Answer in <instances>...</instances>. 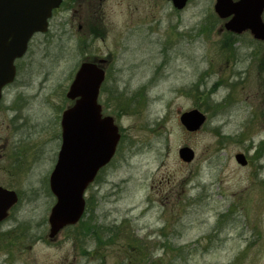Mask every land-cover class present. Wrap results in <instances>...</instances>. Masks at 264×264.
<instances>
[{"label":"rangeland","instance_id":"1","mask_svg":"<svg viewBox=\"0 0 264 264\" xmlns=\"http://www.w3.org/2000/svg\"><path fill=\"white\" fill-rule=\"evenodd\" d=\"M83 1L65 0L32 39L6 94L19 200L0 224V264H264L263 44L225 31L215 0L181 11L166 0ZM92 58L110 59L98 103L120 139L85 192L82 223L97 232L80 239L78 225L50 242L65 94ZM191 110L206 118L194 132L179 121Z\"/></svg>","mask_w":264,"mask_h":264},{"label":"water","instance_id":"2","mask_svg":"<svg viewBox=\"0 0 264 264\" xmlns=\"http://www.w3.org/2000/svg\"><path fill=\"white\" fill-rule=\"evenodd\" d=\"M167 1L177 10L187 3V0ZM60 3L61 0H0V92L4 85L14 80V60L25 53L34 33L46 32L47 20ZM263 11L264 0H216L214 4L219 18H230L224 24L227 31L235 34L249 31L255 40L264 43ZM103 79L101 68L84 63L66 94L75 103L62 114L61 147L49 178L50 190L56 198L48 218V237L52 240L63 228L80 220L85 207L84 192L99 170L111 161L120 138L113 119L102 117L97 104ZM179 120L187 131L194 132L203 125L205 116L198 110H191L181 114ZM178 155L186 163L194 158L188 148L179 149ZM234 158L241 166L247 164L242 154ZM16 203L14 192L0 188V222Z\"/></svg>","mask_w":264,"mask_h":264},{"label":"flooded vegetation","instance_id":"3","mask_svg":"<svg viewBox=\"0 0 264 264\" xmlns=\"http://www.w3.org/2000/svg\"><path fill=\"white\" fill-rule=\"evenodd\" d=\"M65 0H63L64 2ZM73 1L72 0V3L73 4ZM62 2V3H63ZM87 2L86 0L83 1V5H85ZM62 5V4H61ZM61 7V6H60ZM56 11H53V16L51 18V20L49 21V27L51 26V21L53 20V18L55 17L56 15ZM73 14V13H72ZM84 23L86 25V31H87V18L84 20ZM83 23V20L79 19V22H78V29H81L84 25ZM79 24H81L82 26H80ZM94 27V26H93ZM37 35H40V34H37ZM37 35H34L30 42L28 43V47H27V51L26 53L28 52V49H29V46H30V43L32 41V39L37 36ZM26 55V54H25ZM24 55V56H25ZM24 56L20 59L22 60L24 58ZM98 58H92V59H88V60H84L83 62H89V63H97L98 62ZM104 60L106 61L105 65H101V69L104 70L105 72V79H104V83L103 85L105 84L106 80H107V68L108 66L110 65V59L108 58H104ZM18 61L15 62V67H16V70H17V66H16V63ZM83 62H81L79 65H81ZM11 85H6L4 86L2 89H1V93H0V115L1 113L3 114V117L2 119H0V188L3 189V190H7V191H10V173H11V148L8 147V149L6 150V146L8 144V141L5 139V136L3 135L4 133L3 132V129H2V125H3V128H4V125H5V113L10 111L8 110V108L5 107V98H6V94L9 90ZM68 107V106H67ZM66 107V108H67ZM65 108V109H66ZM3 110V112H2ZM7 110V111H6ZM49 190V189H48Z\"/></svg>","mask_w":264,"mask_h":264},{"label":"trees","instance_id":"4","mask_svg":"<svg viewBox=\"0 0 264 264\" xmlns=\"http://www.w3.org/2000/svg\"><path fill=\"white\" fill-rule=\"evenodd\" d=\"M79 226L81 228V234L79 233L78 235L82 236L80 237V239L84 238L85 236H87L88 238L90 237V235H93L95 232H97V229H99V226H93V224H91L89 221H87V232L86 229L81 221V223H79ZM104 241H106L107 239H103ZM81 240H79L80 242ZM102 241L97 242V244H99ZM95 245V243H94ZM95 251V250H94Z\"/></svg>","mask_w":264,"mask_h":264}]
</instances>
